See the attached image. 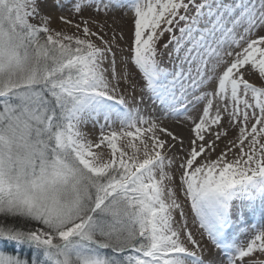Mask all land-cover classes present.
I'll use <instances>...</instances> for the list:
<instances>
[{
	"label": "snow or ice",
	"instance_id": "6c2138e0",
	"mask_svg": "<svg viewBox=\"0 0 264 264\" xmlns=\"http://www.w3.org/2000/svg\"><path fill=\"white\" fill-rule=\"evenodd\" d=\"M257 257L264 0H0V264Z\"/></svg>",
	"mask_w": 264,
	"mask_h": 264
},
{
	"label": "rangeland",
	"instance_id": "374dc122",
	"mask_svg": "<svg viewBox=\"0 0 264 264\" xmlns=\"http://www.w3.org/2000/svg\"><path fill=\"white\" fill-rule=\"evenodd\" d=\"M132 13H129V15H131ZM57 15H59V13L57 14ZM110 22V21H109ZM55 30H57V31H65V32H70V31H73L74 29L71 27V26H68V25H65V24H63V22L62 21H60V20H55L53 23H52V25H51ZM123 46V45H122ZM259 86V85H258ZM167 120H170V121H175V123H173L174 125L176 124V125H179V123H178V121H176V118H174V117H171V118H169V119H167ZM164 124L165 125H167L168 127L170 126L171 128L173 127L171 124L172 123H165L164 122ZM182 125V124H181ZM184 127H186L187 129H189L190 128V125H183ZM84 131H93L92 129H91V127L89 126L88 128H86V129H83ZM171 130V129H170ZM94 135H95V133H94ZM191 136V135H190ZM189 136V137H190ZM189 220H190V222H191V220H192V218H191V216L189 217ZM259 221V217L257 216V217H255V218H253V220H252V225L253 226H255V225H257V222ZM193 227L195 228V227H197V225H193ZM242 231H243V229H242ZM196 235H197V237H199V232H196ZM244 239H247V237H241V240H244ZM203 240H204V242L205 243H209L210 244V241L208 240V238H207V236L205 235L204 237H203ZM258 259H264V257H257Z\"/></svg>",
	"mask_w": 264,
	"mask_h": 264
},
{
	"label": "bare ground",
	"instance_id": "6f19581e",
	"mask_svg": "<svg viewBox=\"0 0 264 264\" xmlns=\"http://www.w3.org/2000/svg\"><path fill=\"white\" fill-rule=\"evenodd\" d=\"M123 23V22H122ZM176 121H178L179 125H174L173 123H175V121H170V120H165V123H172L171 125L173 126L172 128L169 126V128L175 129L178 133L183 134V136L185 137V139L187 140V138L191 135L189 129H187L186 127L183 126L182 124V120L176 118ZM182 124V125H181Z\"/></svg>",
	"mask_w": 264,
	"mask_h": 264
},
{
	"label": "trees",
	"instance_id": "16d2710c",
	"mask_svg": "<svg viewBox=\"0 0 264 264\" xmlns=\"http://www.w3.org/2000/svg\"><path fill=\"white\" fill-rule=\"evenodd\" d=\"M16 250H17V251H20V249H19V248H17ZM24 254L26 255L27 253L25 252Z\"/></svg>",
	"mask_w": 264,
	"mask_h": 264
}]
</instances>
